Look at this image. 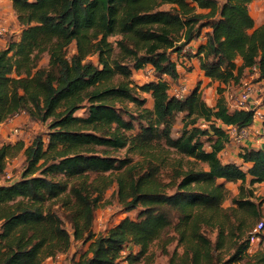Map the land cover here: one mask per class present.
Segmentation results:
<instances>
[{
	"label": "trees",
	"instance_id": "obj_1",
	"mask_svg": "<svg viewBox=\"0 0 264 264\" xmlns=\"http://www.w3.org/2000/svg\"><path fill=\"white\" fill-rule=\"evenodd\" d=\"M11 1L21 31L0 48V124L25 110L49 120L50 131L28 146L0 142V175L9 156L25 153L21 176L0 184V264H46L73 240L87 247L70 264H133L168 228L182 250L167 264H264V247L250 252V219L263 216L264 196L254 185L264 182V142L241 147L247 170L220 156L232 139L228 126L252 125L257 110L231 108L225 85L255 67L264 88V24L256 27L250 12L255 0ZM174 53L188 62L196 57L217 82L214 104L199 84L182 97L170 91L183 78ZM146 65L154 77L137 87L152 95L153 108L127 81ZM82 107L86 115H77ZM178 114L183 126L173 135ZM98 146L127 148L144 159ZM161 148L202 165L166 168L152 155ZM226 182L237 183L238 193ZM114 183L120 204L138 209L137 217L96 233L95 208ZM228 199L232 205L225 207ZM209 227L217 231L214 240Z\"/></svg>",
	"mask_w": 264,
	"mask_h": 264
},
{
	"label": "rangeland",
	"instance_id": "obj_2",
	"mask_svg": "<svg viewBox=\"0 0 264 264\" xmlns=\"http://www.w3.org/2000/svg\"><path fill=\"white\" fill-rule=\"evenodd\" d=\"M165 7H168V5H165ZM250 12L255 19V25L257 27L264 24V0L253 1L250 5ZM0 25H5L8 31L7 35L4 38H0V48H2L5 46L9 39H17L21 31L16 14L13 10L12 2L10 0H0ZM111 39H113V37ZM185 50L191 53L190 48H188L187 46L185 47ZM173 56L178 62L179 69L183 74V78L178 82H172L170 91L173 93V88H177V92L184 91L183 93L185 94L186 92L194 88L197 84H199L206 101L209 104H214L217 97V82L209 80L205 75L202 74V72L199 71V63L196 59H191L188 62L183 58V56L177 57V54L175 53ZM48 59L49 56L47 53H45L40 64L42 66H47ZM237 63H241L240 58L237 59ZM153 77L154 72L152 66L146 65L141 69L134 70L133 75L127 80L130 82L131 86H134L136 88L138 95L141 98L145 99L144 106L148 108H153L154 99L150 93L143 92L137 86L151 80ZM120 78L126 80V78ZM165 78L169 79L168 76H165ZM256 79L257 75L255 71L253 69H246L243 77L239 82L225 85L226 99L231 108H235L236 97L248 84H252L254 86V90L251 93V100L247 101L246 105L250 108H257L258 104L254 103V99H256L255 94L261 100V103L264 104V88L262 83L258 82ZM119 103L121 104V106H125L127 109L134 110L136 112L139 111V109L133 102H130L128 100H121L119 101ZM76 114L81 116L86 115V107L80 108L76 112ZM182 117V114L177 115L173 135H178L181 132L183 126ZM49 131V120L43 122L32 118V116L28 112L24 114L20 113L14 115L13 117L0 124V142L14 144L17 141H23L25 145L28 146L32 144V142L38 135H41L43 136V138L47 139ZM235 140L236 139L230 141L227 144L228 152L226 154H222L221 157H223V159L234 160L236 158V150L240 145L243 144V142ZM96 149L98 151H102L103 149H105L107 151H110L111 154L117 157L129 156L134 157L135 160L144 159V155L134 154L127 148L113 150L110 148H105L103 146H98ZM152 153V155L157 160H159L161 164L166 168H170L171 166L179 164H183L185 167H200L202 165L201 163L196 162L189 157L180 155L173 149L161 148L156 149ZM24 167L25 153L22 149L7 158L5 172L0 175V184L8 183L15 179H18L21 176ZM226 184L231 189L233 195L238 193L237 183L226 182ZM255 191L258 196H264V182L257 183V185L255 186ZM231 205L232 202L230 199L225 201V207H230ZM52 206L64 220V224L69 232H72L71 222L66 218V212L60 205V202L55 201L52 203ZM262 210L263 216L261 217V219L256 221L253 218L250 219V222L254 223L253 227H256V224L260 220L264 221V203L262 205ZM137 213L138 209L125 210L124 207L120 204L117 197V185L114 183L104 191L102 198L99 200L98 205L95 208L93 229L96 233L104 232L125 217L135 219L137 217ZM206 233L212 240H214L217 231L209 227L206 228ZM261 233V238H258L251 243V253L261 247H264V228L261 230ZM176 236L177 235L173 231V229L168 228L163 233L162 237L152 244L149 254L144 258L137 259L133 264H167L171 254L175 249H178L179 251L182 250V247L178 246ZM86 247L87 246L83 245L81 241L73 240L72 246L67 253L58 254L55 258H49L45 261V263L70 264L72 255L74 253L78 255L80 251L85 250ZM122 264H127V261H123Z\"/></svg>",
	"mask_w": 264,
	"mask_h": 264
},
{
	"label": "crops",
	"instance_id": "obj_3",
	"mask_svg": "<svg viewBox=\"0 0 264 264\" xmlns=\"http://www.w3.org/2000/svg\"><path fill=\"white\" fill-rule=\"evenodd\" d=\"M11 1V0H10ZM12 2V1H11ZM13 10H14V8H13ZM15 12V11H14ZM256 23V22H255ZM257 27V26H256ZM193 60H197L198 61V63H199V60L196 58V57H193L192 58ZM198 68H199V71L200 72H202V74L204 75V73H203V70L201 69V67H200V64H199V66H198ZM208 78V77H207ZM182 79V78H181ZM180 79V80H181ZM209 79V78H208ZM210 80V79H209ZM255 97H256V99H254V103H256V104H258V106H257V112H260V113H262L263 114V116L262 117H257L256 116V118H255V121H254V123L252 124V125H250V126H248V127H246V131H247V135L244 137V138H242L240 141H242L243 142V144L242 145H240L238 148H237V150H236V158L234 159V160H227V159H223V157H221L222 158V160H224V161H235V162H237V163H239V164H241V166L245 169V170H247V168L250 166V163H246V162H243L240 158H239V156H238V153H239V151L241 150V147H243V146H247V147H253V148H258V147H260L261 145H262V143L264 142V104L263 103H261V100L258 98V96H256V94H255ZM217 98V97H216ZM252 98V97H251ZM251 98H250V100H251ZM263 104V105H262ZM235 139V138H234ZM233 139V137H232V140L231 141H233L234 140ZM236 141V140H235ZM228 152V145H226V147L224 148V150H222V152L220 153V156H222V154H226ZM248 179H251V176H248ZM257 185V183L254 185V186H256Z\"/></svg>",
	"mask_w": 264,
	"mask_h": 264
},
{
	"label": "built area",
	"instance_id": "obj_4",
	"mask_svg": "<svg viewBox=\"0 0 264 264\" xmlns=\"http://www.w3.org/2000/svg\"><path fill=\"white\" fill-rule=\"evenodd\" d=\"M7 28L5 25H0V38H4L7 35ZM187 47H189V45H187ZM255 67H253L252 69H254ZM254 90V86L252 84H248L246 85L241 92L239 93V95L236 97V106L237 108H249L246 105V102L250 100L251 98V93ZM176 91V92H175ZM173 92L175 93V95L182 97L184 95V91L183 92H177V88H173ZM20 113H26L25 110H22L20 112H18L17 114ZM15 114V115H17ZM256 116L257 117H262V113L260 112H256ZM228 131L231 135V137L235 138L236 140L240 141L242 138H244L247 135V131H246V127L245 128H237L236 126H228ZM264 228V221L260 220L255 227V233L252 235L251 237V242H254L256 239H258V236L256 235L257 232H261V230Z\"/></svg>",
	"mask_w": 264,
	"mask_h": 264
}]
</instances>
